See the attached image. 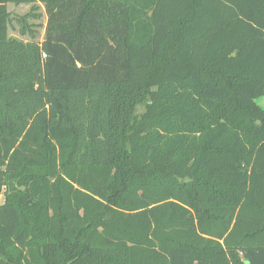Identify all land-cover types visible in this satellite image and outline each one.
Segmentation results:
<instances>
[{"label":"trees","instance_id":"16d2710c","mask_svg":"<svg viewBox=\"0 0 264 264\" xmlns=\"http://www.w3.org/2000/svg\"><path fill=\"white\" fill-rule=\"evenodd\" d=\"M262 98L264 0H0V264H264Z\"/></svg>","mask_w":264,"mask_h":264},{"label":"rangeland","instance_id":"374dc122","mask_svg":"<svg viewBox=\"0 0 264 264\" xmlns=\"http://www.w3.org/2000/svg\"><path fill=\"white\" fill-rule=\"evenodd\" d=\"M8 11L10 38L23 42L43 41L47 23L46 10L43 4H9ZM259 103L264 106V98L260 99ZM1 201H3V197Z\"/></svg>","mask_w":264,"mask_h":264},{"label":"water","instance_id":"95a60500","mask_svg":"<svg viewBox=\"0 0 264 264\" xmlns=\"http://www.w3.org/2000/svg\"><path fill=\"white\" fill-rule=\"evenodd\" d=\"M246 264H249L250 262L249 261H245Z\"/></svg>","mask_w":264,"mask_h":264}]
</instances>
